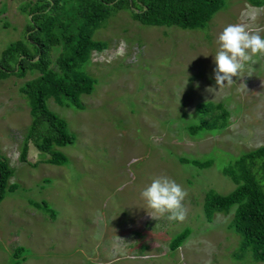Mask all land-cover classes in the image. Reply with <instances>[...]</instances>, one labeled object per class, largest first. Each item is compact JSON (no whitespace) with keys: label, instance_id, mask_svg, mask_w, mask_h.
<instances>
[{"label":"rangeland","instance_id":"rangeland-1","mask_svg":"<svg viewBox=\"0 0 264 264\" xmlns=\"http://www.w3.org/2000/svg\"><path fill=\"white\" fill-rule=\"evenodd\" d=\"M33 1L0 0V53L27 36ZM260 2L228 0L202 29L142 24L127 9L111 15L94 34L105 47L84 65L96 82L81 107L46 100L75 136L55 146L68 158L64 165L41 161L46 155L31 143L27 160L20 158L31 121L20 87L39 72L0 78V156L12 168L8 183L17 185L0 201V264H12L20 247V264H264L240 248L229 227L234 207L210 221L203 212L208 189L235 187L222 168L264 144V57L230 86L219 87L213 72L227 24L264 35ZM59 51L52 48V61ZM203 102L221 104L215 114L226 110L224 126L191 134L187 125L198 122ZM162 175L188 193L183 222L153 218L140 196ZM185 227L189 235L171 249Z\"/></svg>","mask_w":264,"mask_h":264},{"label":"trees","instance_id":"trees-1","mask_svg":"<svg viewBox=\"0 0 264 264\" xmlns=\"http://www.w3.org/2000/svg\"><path fill=\"white\" fill-rule=\"evenodd\" d=\"M228 0H34L26 3L28 34L10 42L0 53V78L10 74L24 76L26 71L39 74L20 87L25 95L31 121L20 152L27 160L29 144L45 154L41 161L64 165L67 156L55 146L72 144L75 136L67 122L47 107L53 98L61 106L81 107L80 96L93 91L95 78L84 70L93 51L102 50L105 43L94 38L95 32L109 17L127 9L132 18L146 25L178 26L183 29H202L213 15L222 10ZM260 5V0H250ZM60 49L54 61L51 50ZM52 62L54 63L52 65ZM221 104L203 102L198 105L197 123L187 125L191 134L224 126L226 110L215 114ZM200 168L211 160L185 159ZM235 187L222 194L208 189L203 200V212L210 221L217 212L234 207L229 227L240 236V248L249 250L253 260L264 262V144L241 153L222 168ZM12 168L0 156V201L7 191L16 188L9 184ZM45 206V203H43ZM190 233L183 228L170 240V248L177 249ZM14 252L12 264H20Z\"/></svg>","mask_w":264,"mask_h":264},{"label":"clouds","instance_id":"clouds-1","mask_svg":"<svg viewBox=\"0 0 264 264\" xmlns=\"http://www.w3.org/2000/svg\"><path fill=\"white\" fill-rule=\"evenodd\" d=\"M218 50L214 54V79L219 87L232 85L241 77L254 57H264V35L250 31L244 23L227 24L218 34ZM251 75V74H249ZM188 193L175 179L166 175L153 178L140 193L153 218L167 215L169 221L183 222L187 216L184 201Z\"/></svg>","mask_w":264,"mask_h":264}]
</instances>
